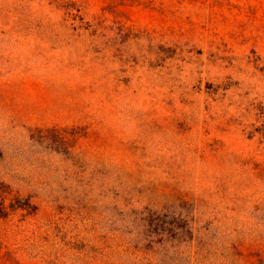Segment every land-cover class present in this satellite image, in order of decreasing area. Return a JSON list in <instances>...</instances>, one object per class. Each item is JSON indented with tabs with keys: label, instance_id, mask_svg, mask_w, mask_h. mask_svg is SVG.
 Listing matches in <instances>:
<instances>
[{
	"label": "rangeland",
	"instance_id": "374dc122",
	"mask_svg": "<svg viewBox=\"0 0 264 264\" xmlns=\"http://www.w3.org/2000/svg\"><path fill=\"white\" fill-rule=\"evenodd\" d=\"M112 200L264 264V0H0V264H157Z\"/></svg>",
	"mask_w": 264,
	"mask_h": 264
},
{
	"label": "trees",
	"instance_id": "16d2710c",
	"mask_svg": "<svg viewBox=\"0 0 264 264\" xmlns=\"http://www.w3.org/2000/svg\"><path fill=\"white\" fill-rule=\"evenodd\" d=\"M110 202L113 206L106 212L107 226L102 232L125 236L129 248L150 252L157 264H244L234 244L219 246L222 254H217L213 243L201 241L202 231L192 213L147 206L119 211L117 203Z\"/></svg>",
	"mask_w": 264,
	"mask_h": 264
}]
</instances>
